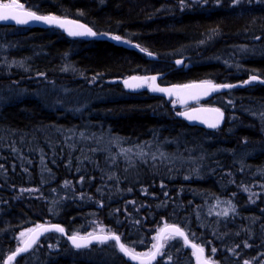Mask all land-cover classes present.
Instances as JSON below:
<instances>
[{"label":"trees","instance_id":"trees-1","mask_svg":"<svg viewBox=\"0 0 264 264\" xmlns=\"http://www.w3.org/2000/svg\"><path fill=\"white\" fill-rule=\"evenodd\" d=\"M19 3L36 14L74 19L96 34L120 37L153 54L156 60H147L134 50L106 41L69 39L56 30L0 26V85L23 77L18 69H6L2 59L5 54L8 61L24 62L25 76L43 74L57 82L62 81L55 70L64 58L77 73L98 76L102 81L137 73L161 74L164 84L177 85L204 80L233 84L250 75L264 81V2L258 0L235 5L223 0H19ZM234 50L242 52L238 74L229 65L215 62L192 63L185 70L175 69L170 63L180 56L197 53L205 58L221 57ZM102 88L106 95L116 93L115 87ZM229 92L204 104L223 110L220 99L225 97L224 101L231 103L243 125L231 136L188 127L173 115L163 98L145 92L95 104L77 116L50 110L34 98L15 101L3 98L0 264L18 247L21 231L42 224H57L67 235L99 231L118 235L133 253L149 249L157 226L175 225L190 242L203 248L205 258L214 264L246 261L264 264V194L252 184L243 183L233 172L230 174L236 180L227 183L219 168L214 169L223 167L216 163L221 157L210 159L213 162L210 165L207 158L210 151L218 148L233 152L238 139L252 140L251 146H256L259 130L251 115L241 113V107L251 102L264 104V87L252 84ZM224 112L227 113V107ZM102 130L132 143L156 137L158 142L167 139L180 142L185 149L204 147L206 159H196L200 162L195 170L188 164H173L151 154L128 159L115 148L83 146L66 137L77 131ZM206 137L210 139L204 144L202 138ZM223 139L226 140L219 145ZM165 154L173 152L168 148ZM246 162L252 167L263 165L264 152L256 153ZM210 168L213 172H209ZM249 196L255 201H249ZM219 202L230 204L228 215L213 214ZM173 240L182 243L177 238ZM108 243L112 254L105 244L76 250L63 237L49 233L13 264H131L117 253L113 242ZM210 248H215V253L211 254ZM189 252L184 249V253Z\"/></svg>","mask_w":264,"mask_h":264},{"label":"rangeland","instance_id":"rangeland-1","mask_svg":"<svg viewBox=\"0 0 264 264\" xmlns=\"http://www.w3.org/2000/svg\"><path fill=\"white\" fill-rule=\"evenodd\" d=\"M223 1L228 3L229 5L238 4L234 3V0ZM245 1L248 0H241L240 3H243ZM180 57L183 60V70H185L192 63H201L208 61L221 63L226 66L229 65L228 67L231 68L235 74H238L241 71V66L239 65L238 61L242 57V52L239 50H236L235 52L227 56L221 57L215 56L205 58L204 56L200 57V55L197 53L188 57ZM2 59L3 63L6 65V69H18L23 75V77L19 78V80L10 79L7 82H4V84L0 85V101H2L3 98L15 101L25 97H29L37 99L44 105V107L50 110L59 109L71 114L72 116H77L83 114L85 110L92 108L93 105L102 103L104 101H114L121 98H128L144 92L153 95V91L149 86L148 75L144 73H137L130 76H124L118 80L102 81L101 78L98 76L87 77L77 73L73 66L69 65L67 59L64 58L62 59L63 61L61 63L59 62V68L55 70V74L59 75L58 77L62 81L57 82L52 80L51 78H47L43 74H32L30 76H25L27 74V67L24 66V62L20 63L22 62L20 60L8 61L6 54L2 56ZM131 76H138L140 80L139 88L134 91H128L123 86V80ZM5 77H9V73H5ZM209 84H213V82H209ZM105 86L112 88L115 87L114 89L116 93L110 92L108 95H106V93L103 92L104 88H102ZM164 100L172 110L174 116H177L178 113L184 110V108H182L177 101H174L172 99ZM224 100H226L225 97L219 100L220 103L224 105L222 110L224 115V127L222 126V129L213 133L215 135L231 136L233 135V132L236 131V129L241 128V126L243 125L240 123V120H238V118L240 119V115L237 116L236 114H234L233 108L231 107V103H228ZM226 107L227 113L224 112V108ZM241 113H245V115H251V118L254 119V123L260 133L258 143L256 142V146L253 147L251 146L252 140L246 142L238 139L233 144L232 148L235 149L233 152L224 151L221 148H218V150H215L213 153H211L210 151V153L207 154V158L209 159L208 164H213V162L210 163V159L221 157L222 159L220 158V160L216 163H220L224 167V169L221 166L216 167L214 169L219 168V173L225 177L224 180H227V183L233 182L234 180H236L234 178L239 175V180H241L243 183L252 184L256 191H259L260 193L264 194V163L259 167H252L249 166L246 162L247 159L253 157L256 153L264 152V104L259 102H251L247 105L245 104L243 107H241ZM99 118H101V116H99ZM252 119L251 121H253ZM77 132L68 134L66 136L68 137V141L74 140L76 141V143H81L83 146H90L96 148H115L118 150V153L128 159L144 158L145 156L151 154L158 156L161 159H163L164 157V161H171V163L173 164H178L179 162H182L184 164H188V166L193 168L199 165L200 161H197L196 159H201V161L206 159V151L203 150L204 147H198L195 149H185L182 145H180V142L172 141L169 139L158 142L156 140V137H154V139L148 140L146 142L132 143L131 140H128L126 138L116 137L114 134L110 133L109 130H102L97 133L92 131H85L81 133ZM209 139L210 138L208 137L202 138V142L206 144ZM225 140L226 139H223L221 142H219V145H222ZM214 143L216 144L217 142ZM168 148L170 151L173 152V155L176 157H174L173 155L165 154L167 153ZM181 153L185 154V156L182 157L180 155ZM227 166L231 167L226 168ZM195 170L197 169L195 168ZM209 170V172H213V168H210ZM230 172L235 173L236 176L234 177V175L230 174ZM244 180L249 182H244ZM248 200L254 202L255 198L252 199V197L249 196ZM216 207L217 208L214 210L213 214L225 216L228 215V213L231 211L230 204L228 202H219ZM162 226L164 225H159L155 228V232L152 236L149 249L145 250L144 252L134 253L141 256H146L142 254H149L153 249V245L156 244V239H154V237H157V232ZM30 229H32V227L28 228L26 232H20L21 238L20 241H18V245H20V243L23 241L27 232L30 231ZM97 233L104 234V232L102 231H99ZM90 234L92 235L95 233H86L84 235L75 236H88ZM173 239L176 238L167 237L163 240V247L160 249V254L157 255V263L194 264L191 252H189V254L184 253V249L186 248L181 245L182 243L179 244ZM104 244L107 245V250L109 253H111L112 249L111 247H109L110 244L103 243V245ZM210 253H213L211 248ZM170 255L172 256L170 257ZM248 264H252V262L249 261Z\"/></svg>","mask_w":264,"mask_h":264},{"label":"water","instance_id":"water-1","mask_svg":"<svg viewBox=\"0 0 264 264\" xmlns=\"http://www.w3.org/2000/svg\"><path fill=\"white\" fill-rule=\"evenodd\" d=\"M23 11L32 12L24 8H23ZM36 15L55 17V16H49V15H39V14H36ZM55 18L56 20L51 23H45L43 21L32 20L30 18L27 24H16L14 21H0V26L14 27V28H19V29H43V30L44 29H55L59 31L60 33H62L67 38L79 39V40H84V41H90V40L106 41L118 47H124L127 49L134 50L144 55L147 60H150V61L156 60V57L153 54L142 50L136 45L128 43L122 39H119V40L114 39L113 37H116V36L100 35V34H96L94 36L88 35L86 30L90 28L80 21L69 19V18H64V17H55ZM171 63L174 65L176 69H181L183 66L181 58L173 59ZM153 77H155L154 80L152 79ZM162 77L163 75H160V74L150 75L149 77L150 88L152 89V91L154 92L156 96H159L161 98H171V99L177 100V102L182 107L194 105L218 93L226 92L232 89L245 88L249 83L258 84L264 87V83H261V81L263 80L255 75L248 76L241 83L222 84V85H209L206 82H192V83H187L183 85H176V84L159 85L157 83V80L162 79ZM253 77H255V79H253ZM125 81L128 82L127 85L125 84ZM223 85H232V87H223ZM123 86L128 91H134L139 88L140 81L137 77H129L123 81ZM216 86H219V87H216ZM161 89H163V91H161ZM215 110H219V109L215 107H209V106H196V107H192L190 109L184 110L183 112L179 113L177 116L188 127L200 128L205 131H213L217 128H220V126L222 125V121H223L221 111L219 110L217 112ZM210 123H217V127L215 128L209 127L208 125ZM55 226H59V225L42 224V225L36 226L33 229H31L27 233V235L25 236L21 244L3 259L2 264H13L17 258L28 253L43 236L49 233H56L60 237H63L66 243L74 249H83L93 244H101V242H99V240L97 239L98 237L113 235V234L96 233V234H92L88 236H76L79 238L78 240L79 243L87 245L86 247L76 248L73 245L72 240L70 239V237L75 236V235H67L65 234L64 231L63 232L56 231ZM166 226H175V225L162 226L158 230L155 245H161L163 239L166 237H175V238L180 239L183 245L185 246V248L188 249L192 253L194 264H205V261L207 262V264H214L212 262L207 261L203 253L197 252V249L192 247V245H195V244L190 242L188 238H187V243H186L184 237H180L178 235L172 234L170 231L166 229ZM162 229H164L165 231L161 232ZM184 236L187 237L185 233H184ZM107 242H113L119 254L131 264H153L157 258V255H156V258L153 260L151 259L150 255L140 256L135 253H132L131 251L130 253L132 255L126 256L124 255V253L120 251L119 245L114 240L109 239ZM26 246H27L26 251L18 252V249L25 248ZM197 248L199 247L197 246ZM154 252H156L155 248H153V250L149 254L154 253ZM132 256H135V258H132ZM9 257H14V258L9 260Z\"/></svg>","mask_w":264,"mask_h":264},{"label":"snow or ice","instance_id":"snow-or-ice-1","mask_svg":"<svg viewBox=\"0 0 264 264\" xmlns=\"http://www.w3.org/2000/svg\"><path fill=\"white\" fill-rule=\"evenodd\" d=\"M183 2V0H182ZM206 2V0H205ZM241 0H234V3H240ZM258 2H264V0H258ZM24 5L19 3V0H8V2H0V21H14L16 24H27L29 22V18L32 20H37V21H43L45 23H51L56 20L55 17H48V16H38L36 15L35 12H24L23 11ZM87 34L88 35H96V33L92 32L91 29H87ZM114 39L119 40V37H113ZM135 79V78H134ZM153 80L155 77L152 78ZM255 79V77H253ZM261 83H264V81H261ZM125 84L127 85L128 82L125 81ZM219 87V86H216ZM223 87H232V85H223ZM163 91V89H161ZM219 111V110H215ZM222 115V114H221ZM211 128L217 127V123H210L208 125ZM138 222V221H137ZM166 229L170 231L174 235H178L180 237H184L185 242L187 243V237L184 236L183 231H181L180 228L175 227V226H166ZM55 230L59 232H63L64 229L60 228L59 226H55ZM165 231L164 229L161 230V232ZM23 235V234H22ZM91 235V234H90ZM170 238V237H169ZM72 240L73 245L76 248H81V247H86V244H81L78 242L79 238L76 236L70 237ZM99 242L105 243L109 239L114 240L118 245L119 249L124 255H132L129 251L128 248L125 247L123 243H120V237L118 235H111V236H104V237H98L97 238ZM154 239H157V237H154ZM163 247V245H153V248L156 249V252L151 253V254H142V255H150L151 259H155L157 254H160V249ZM193 248L197 249V252L203 253L204 249L203 248H197L196 245H192ZM27 250V246L25 248L18 249V252H24ZM216 249L213 248L212 252L215 253ZM14 257H9V260L13 259ZM132 258H135V256H132ZM199 259V257H198ZM205 264L207 262L205 261ZM245 264H248L246 261Z\"/></svg>","mask_w":264,"mask_h":264},{"label":"flooded vegetation","instance_id":"flooded-vegetation-1","mask_svg":"<svg viewBox=\"0 0 264 264\" xmlns=\"http://www.w3.org/2000/svg\"><path fill=\"white\" fill-rule=\"evenodd\" d=\"M157 83L159 84V85H166V84H164L163 83V81L162 80H157ZM232 91V90H231ZM216 96V95H215ZM214 95L213 96H211V97H209L208 99H206V101H208V100H212L213 99V97H215ZM177 101V100H176ZM198 105H203L202 104V102H199L198 104H197V106ZM196 106V105H195ZM203 106H209L208 104H205V105H203ZM220 130V129H219ZM218 131V130H217ZM207 133H209V132H207Z\"/></svg>","mask_w":264,"mask_h":264}]
</instances>
